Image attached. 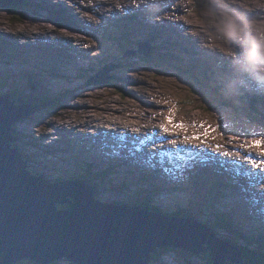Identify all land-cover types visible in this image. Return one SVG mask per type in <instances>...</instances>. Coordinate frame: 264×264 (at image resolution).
I'll return each mask as SVG.
<instances>
[{
	"label": "rangeland",
	"instance_id": "rangeland-1",
	"mask_svg": "<svg viewBox=\"0 0 264 264\" xmlns=\"http://www.w3.org/2000/svg\"><path fill=\"white\" fill-rule=\"evenodd\" d=\"M105 1L23 0V8H0V20L8 22L14 33L10 36L0 31V97L10 96L8 90L22 89L24 95L46 93L59 101L55 107L50 104L29 120L16 123V141L12 144L20 148L23 163L30 166L27 171L44 175L49 181L81 177L91 170L89 177L99 188L101 196L96 200L100 203L132 207L134 197H139L140 202L153 200L164 211H151L169 218H186L171 213L193 207L203 211L202 222L225 214L232 228L246 234H264V216L260 215L264 212V197L262 201L256 197L248 201L250 191L264 192V164L258 168L251 162L257 160L251 153L258 157L257 161L261 159L259 149L242 147L264 137V127L254 122L248 105L252 97L264 101V95L237 94L246 84L254 87L251 76L236 67L242 63L246 41L221 38L213 18L206 15L210 8L222 7L216 0H135L134 6L130 0H115L118 9L112 8L114 0H109L112 5L107 6V11H112V19L88 13L91 6L98 3L99 7ZM88 3L89 9H85ZM228 4L233 15L264 20V0H228ZM62 16L66 19L64 26L59 25ZM76 17L82 22L77 19V23ZM26 20H34L36 28L28 29ZM90 27L115 39L141 41L134 48L124 41L120 46L99 34L95 38L86 35ZM26 33L28 38H24ZM65 33L71 37L69 42L62 36ZM26 40L35 46H23ZM139 45H144L147 54L152 53L150 49L154 51L152 62L139 58L144 56ZM83 49L91 50L90 57L79 52ZM92 73L96 74L91 77ZM11 77L16 81L10 82ZM102 77H109V83H96ZM177 105L175 122L189 125L186 130L167 123L169 110ZM75 110L89 111L88 119L84 123L77 119ZM200 124L218 129L215 138L203 137L205 128L192 127ZM165 126L169 128L167 132ZM150 129L184 138L159 142ZM194 134L202 139H191ZM213 142L236 148L224 150ZM190 143H199L200 151L185 150L183 146ZM226 163L247 172L239 169L242 176L239 171L236 176L232 172L225 174L229 171L219 165ZM59 165L68 172L56 168ZM96 175L101 176V181ZM250 211L254 217H249ZM182 252L163 250L154 261L156 252L149 264H206L201 256L194 255L182 261ZM52 264L74 263L61 260Z\"/></svg>",
	"mask_w": 264,
	"mask_h": 264
},
{
	"label": "water",
	"instance_id": "water-1",
	"mask_svg": "<svg viewBox=\"0 0 264 264\" xmlns=\"http://www.w3.org/2000/svg\"><path fill=\"white\" fill-rule=\"evenodd\" d=\"M23 4V0H0V8L8 11ZM139 46L150 59L153 50L147 54L144 45ZM102 78V83L109 79ZM10 96L0 97V264H52L61 260L74 264H149L154 253L167 249L195 257L207 255L214 264L244 263L243 251L193 219L103 204L84 181L53 183L32 175L23 156L12 148L16 141L13 132L16 123L34 117L52 103L15 101ZM18 102L24 104L19 106Z\"/></svg>",
	"mask_w": 264,
	"mask_h": 264
},
{
	"label": "trees",
	"instance_id": "trees-1",
	"mask_svg": "<svg viewBox=\"0 0 264 264\" xmlns=\"http://www.w3.org/2000/svg\"><path fill=\"white\" fill-rule=\"evenodd\" d=\"M23 8V6H21ZM62 22L59 23V25L64 26V24L66 23V19L62 16V18L60 19ZM115 28L119 31L122 32V28L120 25H116ZM102 29V28H101ZM86 35H90L92 36V38H95L96 34L102 35L103 37H108L103 35L102 33H100V29H93L92 32L89 31V29H86ZM109 39L113 40L114 42H117L120 44V46H122L123 44L121 43L122 41L125 42L126 45H130V47L134 48L136 47L139 42L141 40L139 39H134V41H130L127 38L126 39H115L112 37H108ZM144 40H148V39H144ZM152 43H155V40H151ZM158 49H160L158 47ZM154 52H153V57L152 58H147L145 56H140V59H143L145 62H152L154 60ZM181 60L180 63H183V58L179 59ZM177 66V65H175ZM179 68H181V66H177ZM180 70V69H179ZM90 71V70H89ZM190 71V70H189ZM89 74V73H88ZM96 73H92V75H94ZM90 77V78H91ZM82 79H86L81 77ZM89 78H87L88 80ZM29 82L31 84H34V80L32 78L29 77ZM10 82H15L16 81V77H11L9 78ZM111 82V81H110ZM18 83V81H17ZM107 83H109V81H107ZM106 83V84H107ZM14 100H18L20 98H24V99H28V100H33L34 98H37V103H48L50 101L54 100V96H49L47 94L44 95H37V96H32V95H28V96H24L23 95V91L22 89H18L15 91H7ZM247 98V96L245 97ZM248 105L250 106V109L253 113V120L254 122H256L258 125L263 126L264 127V101L259 102L258 100H254L252 97V100L248 102ZM255 107L256 110L253 108ZM13 148H15V150L17 151H21L20 148L16 145V144H12ZM110 166H114V165H110ZM88 167V166H87ZM91 170L87 175H83L81 177H71V178H59V179H55L53 180V182L55 181H65V180H82L84 181L86 184L92 186L93 190L95 191V198L100 199L101 193L99 192V188L97 187V184L94 182V179H91ZM35 174V173H33ZM101 171H99L97 173V175H100ZM37 175H41V174H36ZM96 175V179L97 181H101V176H97ZM95 177V176H94ZM107 177H105L106 179ZM142 186V185H139ZM135 203H132L131 205H137L140 206L141 208L147 209V210H153V211H164L162 209L161 206H159L158 204H156L153 200H149L147 202H140L139 201V197H134ZM61 208H66L67 206H60ZM203 211L200 210H196L195 208L191 207V208H178L176 209L174 212H172L171 214L176 215L178 217H186V218H190V219H195L196 221L203 223L204 225H206L207 227L213 229V231L219 236L221 237L222 240L227 241L229 243H232L233 245H235L236 247H238L241 251H243V259H244V263L243 264H264V234H254L253 232L250 234H246L244 232H242L241 230H239L237 227L232 228L229 225V218L226 217L225 214H220L219 216H216L214 219L212 220H206L204 222H202L200 220ZM220 231L225 232V235H222L220 233ZM163 253V251L158 252V254L154 255V261H156L159 257L160 254ZM180 257L182 259V261H188L189 258H191L193 255H189L187 253H180ZM200 260L205 261L206 264H214L210 258V256L204 255L200 257ZM153 261V263H154Z\"/></svg>",
	"mask_w": 264,
	"mask_h": 264
},
{
	"label": "clouds",
	"instance_id": "clouds-1",
	"mask_svg": "<svg viewBox=\"0 0 264 264\" xmlns=\"http://www.w3.org/2000/svg\"><path fill=\"white\" fill-rule=\"evenodd\" d=\"M216 2L219 3L222 7L219 9L210 8L208 13H206V15L213 18V22L216 24V27L219 29V32L221 33V38L226 39L228 41H232V40L246 41V48L243 54L242 63L237 64L236 67L240 68L242 71H244L245 73L251 76L252 81L254 83V87L252 85L246 84L244 86L243 91L237 94L264 95V20L261 21L248 20L246 18L233 15L232 12L229 10L228 0H216ZM250 34H251L250 39L246 40V37H248ZM236 58L238 61L240 60L239 54H237ZM231 87H233V85H230V88ZM24 93L25 92L23 91V95ZM44 94L46 93H43L41 95ZM28 95H32V94H27L24 96H28ZM225 95L226 98H230L228 94ZM32 96H37V95H32ZM55 97L56 96H54L53 101H50L53 104V107H55L59 102L55 100ZM34 99L31 100L34 104H46V103H37L38 101L37 98ZM24 100H28V99H24ZM32 175L36 176V174H32ZM37 176H44V175H37ZM49 180L53 182L52 179ZM58 181H55L53 183H56Z\"/></svg>",
	"mask_w": 264,
	"mask_h": 264
},
{
	"label": "bare ground",
	"instance_id": "bare-ground-1",
	"mask_svg": "<svg viewBox=\"0 0 264 264\" xmlns=\"http://www.w3.org/2000/svg\"><path fill=\"white\" fill-rule=\"evenodd\" d=\"M97 1V0H96ZM121 1H123V0H121ZM134 1L135 0H130V2H131V6H134ZM148 1V0H147ZM85 2V1H84ZM87 2V1H86ZM124 2V1H123ZM34 3H36V4H38L39 6H41V7H44L43 5H42V3L41 2H34ZM44 4H47V5H49L50 6V3L48 2V1H44L43 2ZM60 3V2H59ZM79 3V2H78ZM96 3V2H95ZM122 3V2H121ZM138 3V2H137ZM25 4V3H24ZM23 4V5H24ZM61 4V7H64V8H66L62 3H60ZM83 4V3H82ZM81 4V5H82ZM176 4V3H175ZM53 5H56V4H54L53 3ZM89 3L87 4V6L85 7V9H89ZM112 4H111V2H102L101 3V6H99L98 7V3H96V5L95 6H91L90 7V9L88 10V13H90V14H92V15H97V16H99V17H104L105 19H112L113 17H112V11L111 10H109V11H107V6H111ZM179 5V4H178ZM58 6V5H57ZM116 6V7H115ZM114 7V9H118V7L119 6H117V3H116V1L114 0V2H113V6H112V8ZM138 7V6H137ZM111 8V7H110ZM183 8V7H182ZM107 11V14L105 15V14H103V11ZM141 10V9H140ZM182 10V9H181ZM260 10H262L261 8H260ZM70 11V10H69ZM83 12V11H82ZM117 12V11H116ZM164 12V11H163ZM35 13V12H34ZM128 13V12H127ZM90 14L88 15V16H90ZM130 14H131V12H130ZM162 14V13H161ZM248 14V13H247ZM32 15V14H31ZM36 15V14H35ZM85 15V14H84ZM132 15V14H131ZM28 16V15H27ZM36 17V16H35ZM86 17V16H85ZM246 17V16H245ZM38 18V17H37ZM134 18V17H133ZM32 19H33V17H32ZM77 17H76V22L78 23V21H77ZM86 19V18H85ZM88 19V18H87ZM91 19H94V17L93 18H91ZM135 19V18H134ZM29 20V19H28ZM28 20H26L24 23H25V26L29 29L30 27H34L33 25H34V23H32V22H30V21H28ZM80 22H82V20L81 19H78ZM95 20V19H94ZM37 21V20H36ZM84 21V20H83ZM89 21V20H88ZM96 21V20H95ZM103 21V20H102ZM98 22V21H97ZM96 22V23H97ZM71 25V24H70ZM74 25V24H73ZM192 25V24H191ZM25 26H23V28L25 27ZM125 27V26H124ZM10 27L8 26V22H4L3 20H0V31H5V33H7L8 35H14V33H13V31L11 30V29H9ZM34 28H36V27H34ZM17 29V28H16ZM22 29V28H21ZM24 30V29H23ZM32 30V29H31ZM45 30V29H44ZM43 31V30H42ZM47 31V30H46ZM89 31L90 32H92L93 31V27H90L89 28ZM23 32V31H22ZM67 32H69V31H67ZM1 33V32H0ZM3 33V32H2ZM71 33V32H70ZM152 33V32H151ZM15 34H17V33H15ZM40 34H42V33H40ZM39 34V35H40ZM80 35V34H79ZM18 36L20 37L21 35H20V33L18 34ZM63 37H66V39H67V41L66 42H69L70 40H71V37H70V35H69V33H65V34H63L62 35ZM148 36V35H147ZM78 37V36H77ZM24 38H28V35H27V33H26V36L24 37ZM75 38V37H74ZM84 38V37H83ZM78 39V38H77ZM64 40V39H63ZM89 40V39H88ZM28 40H26L25 42H22L23 44V46H25V47H27V46H35V45H31L30 43H28L27 42ZM33 41V40H32ZM81 41V40H80ZM36 43V42H35ZM33 44V43H32ZM38 44V43H37ZM84 44V43H83ZM86 46V45H85ZM72 47V46H71ZM56 48V47H55ZM104 50V49H103ZM60 52V51H59ZM65 52V51H64ZM85 58H86V55L88 56V57H90V55L89 54H92L91 53V50H86V49H83L82 51H79ZM99 52V51H98ZM87 59H85L84 61H82V62H85ZM71 65H73L72 63H71ZM77 67V66H76ZM59 78V77H58ZM112 79H114V76L112 75ZM102 81H103V78H99L98 80H97V82L99 83V85H102V84H106V83H102ZM101 82V83H100ZM78 104V103H77ZM87 105V104H86ZM75 106V105H74ZM84 107H86V106H84ZM67 112V111H66ZM88 113H89V111H87V110H80V111H78V110H75V115L78 117L77 119H80V120H82L83 121V123L85 122V120H87L88 119ZM57 115V114H56ZM74 115V116H75ZM73 117V116H72ZM106 117V116H105ZM94 118V117H93ZM64 119H66V120H68L69 119V117L68 116H66V115H64ZM96 119V118H95ZM116 119V118H115ZM144 121V120H143ZM143 121H142V123H143ZM77 122V121H76ZM46 123V122H45ZM55 123V122H54ZM115 123V122H114ZM118 123V122H117ZM130 126V125H129ZM43 127V126H42ZM54 127V126H53ZM52 127V128H53ZM101 127V126H100ZM103 127V126H102ZM102 127H101V129H102ZM107 127V126H106ZM115 127H117V126H115ZM65 128V127H64ZM71 128V127H70ZM26 129V128H25ZM32 129V128H31ZM100 129V128H99ZM128 129V128H127ZM131 129V128H130ZM169 129V128H168ZM27 130V129H26ZM45 130V129H44ZM95 130V129H94ZM29 131V130H28ZM27 131V132H28ZM150 131H152V136L157 140V141H159V142H164V141H171V140H173V139H175V138H178V139H183L184 138V136H182L181 134H170V132L169 133H164L163 131H159L158 129H150ZM33 132V131H32ZM122 132V131H121ZM126 132V131H125ZM44 133V132H43ZM48 133V132H47ZM148 133V132H147ZM28 134V133H27ZM132 134V133H131ZM106 135H109V133H106ZM146 135V134H145ZM150 135V134H149ZM145 137H147V136H145ZM66 138V137H65ZM176 141V140H175ZM174 141V142H175ZM179 141V140H178ZM74 142V141H73ZM184 142V141H183ZM189 142V141H188ZM173 143V142H172ZM151 144V143H150ZM177 144V143H176ZM168 145V144H167ZM182 145H183V143H182ZM205 145V144H204ZM212 145H215V146H217V145H220V147H222V148H224V150H228V149H234V148H236V147H234V146H228V145H226V144H223V143H221V142H213L212 143ZM174 146V145H173ZM184 147V149L185 150H195V151H200V148H201V145L199 144V143H190L189 145H184L183 146ZM240 147V146H239ZM191 148V149H190ZM206 148H208V147H206ZM241 148V147H240ZM244 149V148H243ZM233 151V150H232ZM236 151H238V150H236ZM260 152V151H259ZM234 153V152H233ZM237 153V152H236ZM56 155V154H55ZM58 155V154H57ZM234 155V154H233ZM240 155V154H239ZM249 155H251V156H253V157H255L257 160H258V157L256 156V155H254L253 153H251V154H249ZM248 156V155H247ZM53 157V156H52ZM232 157V156H231ZM240 157V156H239ZM229 158V157H228ZM248 160V159H247ZM251 160V159H250ZM246 161V160H245ZM244 162V161H243ZM252 162V161H251ZM232 163H234V162H232ZM246 163V162H245ZM247 164H249V163H247ZM52 166V165H51ZM220 167H221V169L222 170H227V171H229V173L227 172V173H225V174H232L233 173V175L234 176H236L237 175V171H239L240 172V170H244L243 168H238L236 165H232L231 163L228 165L227 163L226 164H221V165H219ZM56 168H59L60 170H62V171H65V172H68L65 168H62V167H60V165L58 166V167H56ZM246 168V167H245ZM251 168H252V166H251ZM255 168V167H254ZM259 168V167H258ZM54 169V168H53ZM240 169V170H239ZM248 169V168H247ZM58 171V170H57ZM254 171V170H253ZM230 172H232V173H230ZM244 172H247L246 170H244ZM256 172V171H255ZM262 173H264V171L262 172ZM200 174V173H199ZM244 173H241L240 172V174H239V176H242ZM230 176V175H229ZM141 178H144V179H147V178H145V177H141ZM239 181H245L244 179L242 180V179H238ZM82 181V180H81ZM143 184V183H142ZM242 184H244V183H242ZM143 189V188H142ZM133 197V196H132ZM255 197L259 200V201H262L260 198H262V197H264V192H262V191H259V190H257V191H250V193H249V200L248 201H251V199H255ZM247 203V201H245V204ZM260 205V204H259ZM132 207H138V208H140L141 209V207L140 206H137V205H132ZM263 210H264V208H263ZM248 212V211H247ZM262 214H260L261 216H264V212H261ZM255 216V213L253 212V211H250V213H249V217H254ZM264 218V217H263ZM240 222V221H239ZM249 226V225H248ZM252 230H254V229H252ZM257 230H259V229H257ZM256 231V230H255Z\"/></svg>",
	"mask_w": 264,
	"mask_h": 264
},
{
	"label": "snow or ice",
	"instance_id": "snow-or-ice-1",
	"mask_svg": "<svg viewBox=\"0 0 264 264\" xmlns=\"http://www.w3.org/2000/svg\"><path fill=\"white\" fill-rule=\"evenodd\" d=\"M178 109H179V106L177 105V106H174L172 109L169 110V116L167 117V123H168V125H171L173 128L186 130L189 127V125H186L183 122H180L179 124H177L175 122V115H176ZM192 127L205 128V132L203 133V137H205V138L209 137V136H212L213 138H215L214 134L216 132H218V129H214L211 126L205 127L204 124H200L198 126L197 125H192ZM164 131L165 132L168 131V127L167 126L164 127ZM185 138L187 139L188 137H185ZM191 139L200 140V139H202V136L198 135V134H194L191 137ZM217 147L219 148L220 145H217ZM242 147L259 149L260 150V155H261V159L259 161L252 159L251 156H249L248 159H252V163L254 165H256L257 167H259L260 164H264V137L259 138V139H253V141H252V143L250 145L249 144H244V145H242ZM225 154L227 155V153H225Z\"/></svg>",
	"mask_w": 264,
	"mask_h": 264
},
{
	"label": "flooded vegetation",
	"instance_id": "flooded-vegetation-1",
	"mask_svg": "<svg viewBox=\"0 0 264 264\" xmlns=\"http://www.w3.org/2000/svg\"><path fill=\"white\" fill-rule=\"evenodd\" d=\"M105 2H110L109 0H106Z\"/></svg>",
	"mask_w": 264,
	"mask_h": 264
}]
</instances>
